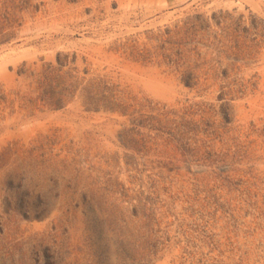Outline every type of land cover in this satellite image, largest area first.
Returning <instances> with one entry per match:
<instances>
[{"label": "rangeland", "instance_id": "rangeland-1", "mask_svg": "<svg viewBox=\"0 0 264 264\" xmlns=\"http://www.w3.org/2000/svg\"><path fill=\"white\" fill-rule=\"evenodd\" d=\"M0 264H264V0H0Z\"/></svg>", "mask_w": 264, "mask_h": 264}]
</instances>
